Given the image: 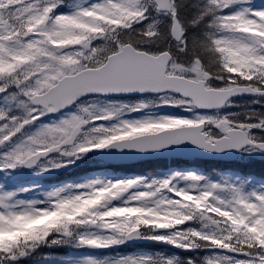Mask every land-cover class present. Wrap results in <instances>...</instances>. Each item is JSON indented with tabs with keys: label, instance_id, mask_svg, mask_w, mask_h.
I'll return each mask as SVG.
<instances>
[{
	"label": "snow or ice",
	"instance_id": "snow-or-ice-1",
	"mask_svg": "<svg viewBox=\"0 0 264 264\" xmlns=\"http://www.w3.org/2000/svg\"><path fill=\"white\" fill-rule=\"evenodd\" d=\"M0 264H264V0H0Z\"/></svg>",
	"mask_w": 264,
	"mask_h": 264
},
{
	"label": "rangeland",
	"instance_id": "rangeland-1",
	"mask_svg": "<svg viewBox=\"0 0 264 264\" xmlns=\"http://www.w3.org/2000/svg\"><path fill=\"white\" fill-rule=\"evenodd\" d=\"M25 176H26V175H25ZM25 176H24V177H25Z\"/></svg>",
	"mask_w": 264,
	"mask_h": 264
}]
</instances>
